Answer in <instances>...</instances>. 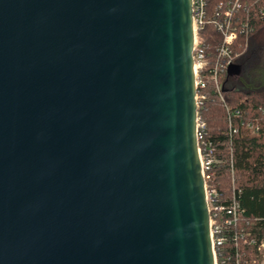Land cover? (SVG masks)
<instances>
[{
	"label": "water",
	"instance_id": "obj_1",
	"mask_svg": "<svg viewBox=\"0 0 264 264\" xmlns=\"http://www.w3.org/2000/svg\"><path fill=\"white\" fill-rule=\"evenodd\" d=\"M193 40L191 0H0V264H215Z\"/></svg>",
	"mask_w": 264,
	"mask_h": 264
},
{
	"label": "trees",
	"instance_id": "obj_2",
	"mask_svg": "<svg viewBox=\"0 0 264 264\" xmlns=\"http://www.w3.org/2000/svg\"><path fill=\"white\" fill-rule=\"evenodd\" d=\"M200 47L207 54V66L200 72L204 87H198L197 118L203 125L198 147L202 156L210 154L205 169L207 190H214L220 202H228L232 192L240 203L241 221H264V0H239L232 15L235 38L230 44L231 65L238 73L219 75V90L206 79L222 44L217 24L235 0H203ZM260 126L258 136H249L241 124ZM227 229L226 240L216 248L217 264H233L234 251Z\"/></svg>",
	"mask_w": 264,
	"mask_h": 264
},
{
	"label": "built area",
	"instance_id": "obj_3",
	"mask_svg": "<svg viewBox=\"0 0 264 264\" xmlns=\"http://www.w3.org/2000/svg\"><path fill=\"white\" fill-rule=\"evenodd\" d=\"M203 0H191L192 24H193V49L192 60L194 69V79L196 90L198 87H204L200 78V72L207 66V54L200 47L198 39V30L202 26V16L204 13ZM239 7V0L227 8L222 14L223 18L217 24V30L222 35V44L216 51V60L212 70L206 76L214 82L215 88L219 90V75L229 68L231 64L230 44L235 38V30L232 27L231 18ZM197 100V95H196ZM198 106V105H197ZM243 131L249 136H258L261 133L260 126L254 122H245L241 124ZM203 130V125L198 121L196 123L197 140L199 131ZM201 169L205 179L204 171L211 165L210 154L202 156L198 147ZM205 194L209 214L210 239L213 249L215 264H217L216 248L223 245L227 236V229L231 228L230 239L232 240V249L234 251L233 264H264V221L252 219L250 221H241L243 210L236 199V194L232 192L228 202H220L216 192L207 190L205 181Z\"/></svg>",
	"mask_w": 264,
	"mask_h": 264
}]
</instances>
